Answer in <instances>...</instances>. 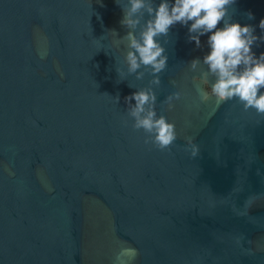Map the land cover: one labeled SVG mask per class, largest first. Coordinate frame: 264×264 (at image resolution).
Returning a JSON list of instances; mask_svg holds the SVG:
<instances>
[{"label":"water","instance_id":"95a60500","mask_svg":"<svg viewBox=\"0 0 264 264\" xmlns=\"http://www.w3.org/2000/svg\"><path fill=\"white\" fill-rule=\"evenodd\" d=\"M99 2L0 0V264H264V115L202 98L215 77L190 61L204 38L195 47L179 24L159 37L158 73H129L126 41L97 54L95 10L127 31ZM234 9L256 24L264 0ZM140 87L175 124L164 150L124 110Z\"/></svg>","mask_w":264,"mask_h":264},{"label":"clouds","instance_id":"9594fccd","mask_svg":"<svg viewBox=\"0 0 264 264\" xmlns=\"http://www.w3.org/2000/svg\"><path fill=\"white\" fill-rule=\"evenodd\" d=\"M112 2L120 8L118 23L127 31L119 36L118 30L107 26L103 14L95 10L93 15L101 28L96 41L97 54L103 50L104 55H108V46L104 43L106 40H113L115 43L126 41L124 60L127 71L136 73L138 78L141 73L137 70L141 66L158 73L165 68L167 62V55L159 37L167 36L170 28L179 24L186 29L187 39L195 47L200 48L201 38H204L206 52L202 57H193L190 61L192 68L203 63L207 71L215 77L210 82H203L205 91L202 98L207 99L211 95L217 104L236 101L244 110L253 109L257 114L264 115V50H254V45L258 48V42H264V16L256 24L242 23L233 15L236 0ZM99 7H107L105 0H100ZM246 16L249 20L255 18L251 10L246 11ZM46 55V50L41 52V59ZM117 71L120 72L119 69ZM60 75L62 77L64 73L60 71ZM154 82L158 83V77H154ZM172 96L178 97L179 93H173L168 99L171 100ZM113 100L116 104L120 103L119 91L113 95ZM123 101L124 110L131 119V127L146 133L145 144L150 142L164 150L176 140L175 124L165 115L157 113L156 95L151 88H135L124 94ZM189 148L191 154L195 155L197 147L191 143V138H188V144L185 145L186 150ZM8 172L13 175L10 170ZM124 251L134 253L135 250ZM116 259H120L119 255Z\"/></svg>","mask_w":264,"mask_h":264}]
</instances>
